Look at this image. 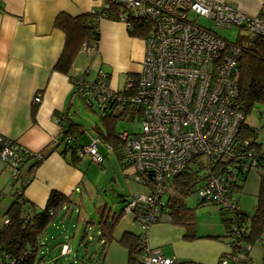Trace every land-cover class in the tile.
<instances>
[{
	"label": "built area",
	"instance_id": "1",
	"mask_svg": "<svg viewBox=\"0 0 264 264\" xmlns=\"http://www.w3.org/2000/svg\"><path fill=\"white\" fill-rule=\"evenodd\" d=\"M96 1L90 11L99 14V19L106 15L101 13L102 7L114 4L120 6L117 18L125 26H129V17L142 18L151 26L143 39L144 54L137 77L124 81L125 94H118L117 89L106 84L101 69L94 81L78 77L76 89L83 96H97L101 109L114 97L116 102L121 99L140 108V131L119 133L120 155L133 164L135 179L144 187L143 192L128 197L124 205L125 212L136 209L138 214L143 244L139 264H203L178 261L160 247L148 245L151 223L165 215L160 209L161 195L169 178L193 159L205 163L208 157L239 158V141L247 143L237 137L244 114L238 106V85L233 76L242 47L198 25L189 14L208 18L217 27L236 26L237 36L264 37V0L259 12L253 15L222 0ZM94 49L93 45H83L84 51ZM33 100L40 101L39 92ZM120 109L121 103L115 107L116 111ZM0 140V159L9 165L13 187L25 189L34 171L26 169L27 163L42 161L47 148L30 150L15 140L3 137ZM99 144L97 136L89 135V142L79 147L77 154L80 157L88 154L91 161L102 164ZM244 150V157L249 159L243 168L256 169L257 157L252 156L250 149ZM259 157L264 161V152ZM223 180L207 175L197 198H212L217 208L234 213L238 205L234 196L225 193ZM244 229L235 222L230 224L228 249L217 264H244L250 249V244L239 240ZM68 253V244H62L61 254Z\"/></svg>",
	"mask_w": 264,
	"mask_h": 264
},
{
	"label": "crops",
	"instance_id": "2",
	"mask_svg": "<svg viewBox=\"0 0 264 264\" xmlns=\"http://www.w3.org/2000/svg\"><path fill=\"white\" fill-rule=\"evenodd\" d=\"M222 1L253 15L251 13L258 12L262 0ZM96 4V0H0V137L15 140L30 150L47 148L49 151L34 169L33 176L23 192L27 201L36 207L45 205L47 196L53 189L69 198L82 197L86 189V171L81 159L87 156L90 162V156H81L77 165L70 163L71 149L63 152L65 145L60 141V126L56 122L55 114L67 115L74 120L75 111L81 103L85 109H90L74 93L68 74L54 69L64 44V33L54 25V19L60 12L70 16L88 12ZM98 28L99 39L96 48L92 52L80 49L69 73L75 74L86 69L87 63L80 56L84 52L91 56L101 54L109 64L125 68L128 74H137L144 54L143 39L129 36L125 24L120 20L101 18ZM125 60H128L127 65ZM112 76L109 72L108 85L113 89H122L124 83L120 86L117 78ZM38 92L40 101L35 103L33 98ZM87 132L79 134L80 144L89 142ZM82 136H85L88 142L82 143ZM10 183L9 165L0 159V214L12 201ZM258 191L259 175L256 169H251L246 174L242 190L235 193L239 207L244 211H252ZM97 210L105 214L106 206L101 205ZM159 227L154 228L152 236L158 238L154 243L163 244L165 241L161 240L162 230ZM224 231L220 214L212 217L208 215L203 226L200 221L197 222L198 237L191 240L203 239V249L191 248L192 242H180L178 239L182 238L175 236L170 240L179 242L172 247L170 254L177 260L186 258L206 264L213 263L226 249V239L214 236L223 235ZM248 256L246 264H264V229L261 237L250 245Z\"/></svg>",
	"mask_w": 264,
	"mask_h": 264
},
{
	"label": "trees",
	"instance_id": "3",
	"mask_svg": "<svg viewBox=\"0 0 264 264\" xmlns=\"http://www.w3.org/2000/svg\"><path fill=\"white\" fill-rule=\"evenodd\" d=\"M100 11H102V14L106 13L105 18L117 20V15L121 12V8L118 5L108 4L103 6ZM98 21L99 14L91 11L75 16H70L64 12L56 15L54 25L63 31L64 44L61 54L54 65V69L68 74V78L74 88V93L77 94L88 109H93V104H97L94 110H97L99 114L100 124H92L91 128L95 133L93 136L98 137L100 144L104 143L106 146L111 147L120 161H122L123 157L120 155L119 149L121 143L119 133L121 132L116 131V123L119 119L131 121L135 119L140 120V108L129 104V102H124L121 99L117 103L114 97L110 98L106 107L101 109L97 96H83L81 92L77 93L76 90L78 77H81L84 81H94L98 78V73L93 79L87 78L89 76L87 68L79 73H69L71 64L78 51L83 49V45H93L96 48L99 39ZM150 27V24L142 18L129 17V26H126V30L130 36L144 39L149 33ZM235 42H238L242 47L241 54L233 72L234 80L238 85V106L243 111L245 118L246 114L252 108L259 105L261 107L259 113L263 114L264 119V37L258 35L244 37L240 35L237 36ZM104 73L105 82L108 84L109 73L105 71ZM131 77H137V74H133ZM116 92L118 94L126 93L123 88L116 90ZM119 103L123 105V109L116 111L115 107ZM55 115H57V122L60 126V141L65 145L63 152L71 149L69 161L71 164L77 165L81 158L77 154V149L83 145L78 142V137L80 133L87 132V129L81 123L70 119L67 115H59L58 113ZM261 129H264V120L263 128ZM260 131L246 124L243 119L239 126L237 137L240 140H247V143L239 141V158L225 159L221 157H208L204 160L205 163L201 160L194 159L188 161L182 170L169 178L164 193L161 195L162 205L160 209L165 215L157 221H169L184 227L183 237L185 239L198 237L196 233L195 215L192 208L186 205L183 198L193 194L195 191L197 192L204 184L207 175L223 177L225 193L234 196L235 203L238 205L235 193L242 190L246 174L250 171V169L243 168L244 163L249 159L244 157V148H248L251 150L252 156L257 157L255 167L259 175V191L255 204L253 205L252 211H244L238 205V208L233 210L234 213L226 209L222 210L218 208L225 231L223 235H216L214 237L225 238L226 244L230 224L235 222L238 226L245 227L244 231L239 235V240L250 245L255 240H258L264 229V161H261V157H259L264 152V147L262 146V142L258 140ZM87 134L90 135L89 132ZM40 162L39 160H32L27 163L26 169L28 171L32 168L35 169ZM10 184L12 185V183ZM23 192L24 188L19 191L17 186L13 187L12 185V201L2 213L0 222V264H44L43 256H37L42 245L40 236L55 213L70 200L68 196L53 189L49 192L45 205L43 207H36L27 201ZM197 199L199 204L211 202L215 205L212 198ZM127 200L128 198L126 197L124 202L126 203ZM124 213V207L119 212H113L110 216L100 212L98 226L100 236L105 239L104 243L113 238V230ZM129 213L133 214L135 220L138 219L136 209ZM141 235L142 232L134 234L133 232L124 230L117 239L128 251L127 264H139L140 259H134V254L138 256L141 254L143 247ZM226 251H223L220 256ZM248 259L249 256L247 253V259L244 261V264H246Z\"/></svg>",
	"mask_w": 264,
	"mask_h": 264
},
{
	"label": "rangeland",
	"instance_id": "4",
	"mask_svg": "<svg viewBox=\"0 0 264 264\" xmlns=\"http://www.w3.org/2000/svg\"><path fill=\"white\" fill-rule=\"evenodd\" d=\"M189 17L195 20L198 25L210 29L226 40L235 41L237 38L239 30L236 26L226 29L215 26L212 20L202 16H195L190 13ZM80 56L81 59L83 58L87 63L88 75L91 79L95 77L99 67L108 73L110 72L113 75L112 77L115 76L120 86L123 85L127 77H131L132 75L128 74L125 68H118L115 64L106 62L101 54L91 56L82 52ZM127 61L128 60H125V65H127ZM131 63L136 64V62ZM81 104L75 111L76 113L73 116L74 120L81 123L90 134H94V130L91 128L92 124H100L99 114L97 110H94L97 104L94 103V107L91 110L85 109ZM260 111L261 107L256 105L246 114L244 121L246 124L261 130L258 140L262 142V146L264 147V129H261L263 128L264 119L263 114L259 113ZM115 129L117 132H137L141 129V123L138 119L133 121L119 119ZM81 142L85 143L88 142V140L85 136H82ZM98 151L103 157L101 165L93 161L89 162L87 156L81 159L83 169L86 171V189L82 197L72 196L69 202L55 213L40 236L42 245L37 256H43L44 264H127L128 251L117 239L124 230L139 234L141 229L137 220L134 219L132 213L125 212L124 215L120 217L113 231V238L104 243L105 239L100 236V229L98 226L100 213L97 209L101 205H105V215L108 214L110 216L113 212H119L124 207V199L126 197L128 198L131 195L143 192L144 189L141 187L142 185L133 178V164L127 163L123 159V161H120L111 147L106 146L104 143L100 144ZM183 200L189 208H192L196 225L197 222L200 221V225L203 226V224H205V218L208 215L212 217L220 214L216 206L211 202L199 204L196 191L184 197ZM1 219L2 213L0 214V222ZM156 222L151 223L149 229V246H160L161 250L166 255H171L170 252H172V247L179 241L170 240V238L178 236L182 238L178 239L180 242H192L190 243L191 248H195L196 250L203 249L202 245L204 244L203 242H205L203 239L191 241L192 239H185L183 237V232L185 231L184 227L169 221ZM155 227H159V229L162 230L161 240L163 239L165 241L163 244L154 243L155 240H158V238L152 236ZM62 243L68 244V254L60 253V246ZM227 249L228 247L226 245L225 251ZM134 259L139 260L140 256L134 254ZM178 260L191 261V259L186 258H178ZM217 260L216 258L215 262L208 264H216Z\"/></svg>",
	"mask_w": 264,
	"mask_h": 264
}]
</instances>
